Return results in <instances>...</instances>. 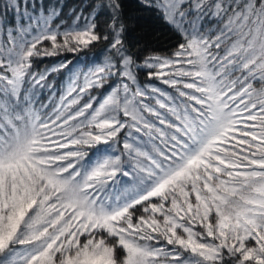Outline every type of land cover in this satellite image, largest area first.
<instances>
[{
    "label": "snow or ice",
    "instance_id": "1",
    "mask_svg": "<svg viewBox=\"0 0 264 264\" xmlns=\"http://www.w3.org/2000/svg\"><path fill=\"white\" fill-rule=\"evenodd\" d=\"M140 3L0 0V264H264V0Z\"/></svg>",
    "mask_w": 264,
    "mask_h": 264
},
{
    "label": "trees",
    "instance_id": "2",
    "mask_svg": "<svg viewBox=\"0 0 264 264\" xmlns=\"http://www.w3.org/2000/svg\"><path fill=\"white\" fill-rule=\"evenodd\" d=\"M82 2L83 0H64L69 7ZM123 4L127 24L126 41L132 51L137 53L138 58H142L149 51L164 53L174 48L179 41V36L154 10L142 7L140 0H123ZM105 19H107L106 16L101 17L100 23H103ZM99 47L100 45H97L93 51L98 50ZM53 62L54 58H46L42 64Z\"/></svg>",
    "mask_w": 264,
    "mask_h": 264
}]
</instances>
